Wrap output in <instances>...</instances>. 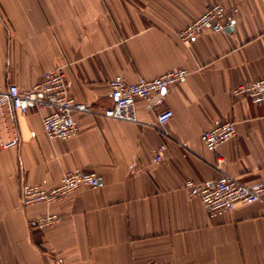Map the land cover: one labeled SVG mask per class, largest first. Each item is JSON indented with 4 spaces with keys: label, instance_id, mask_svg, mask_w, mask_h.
Listing matches in <instances>:
<instances>
[{
    "label": "crops",
    "instance_id": "1",
    "mask_svg": "<svg viewBox=\"0 0 264 264\" xmlns=\"http://www.w3.org/2000/svg\"><path fill=\"white\" fill-rule=\"evenodd\" d=\"M214 4L226 8V30L183 43L179 31ZM59 65L71 97L93 112H74L75 136L49 138L46 110L11 119L0 104V264H264L263 201L211 218L185 186L216 178L218 158L244 183L264 176V103L233 94L264 77V0H0V80L31 87ZM180 68L184 80L136 100L137 121L102 114L114 104V76ZM165 109L168 136L155 127ZM223 120L236 135L208 150L200 135ZM74 168L97 172L99 186L21 204L24 184L53 187ZM45 213L61 219L31 229L29 219Z\"/></svg>",
    "mask_w": 264,
    "mask_h": 264
},
{
    "label": "built area",
    "instance_id": "2",
    "mask_svg": "<svg viewBox=\"0 0 264 264\" xmlns=\"http://www.w3.org/2000/svg\"><path fill=\"white\" fill-rule=\"evenodd\" d=\"M229 26L226 8L222 4L210 5L182 28L178 36L185 44H190L196 37L207 31L222 32ZM189 74L185 68L167 71L155 78L139 77L136 81H128L122 75L111 78L108 82L110 95L114 104L106 108L103 115L120 120L137 121L135 103L139 98L158 94L168 87L184 80ZM233 94L242 96L255 104L264 103V77L238 84ZM5 103L11 119L16 112L46 110L42 116L44 131L49 138L67 139L79 132V123L74 116L75 111L90 112L91 107L84 102H77L69 93L65 65L46 70L42 78L31 87L22 88L16 83H3L0 80V104ZM93 112V111H92ZM173 111L165 109L158 113L155 127L168 136L164 124L172 117ZM236 135L235 122L223 120L215 122L205 129L201 141L208 150L214 151L219 144L230 140ZM18 142L14 137L2 145L9 147ZM166 144L161 143L154 152V160L163 157ZM216 168L219 175L211 180L194 182L187 180L185 186L189 195L198 196L208 215L215 218L225 211L232 210L237 203L264 202V176L257 182L247 184L231 174L223 158L217 159ZM100 176L95 171L74 168L63 172L59 183L53 187L42 184L26 183L20 192L23 206L50 203L65 198L73 190L82 185L98 187ZM61 219L58 213H45L30 218L31 229H43ZM143 264H173L150 260Z\"/></svg>",
    "mask_w": 264,
    "mask_h": 264
}]
</instances>
